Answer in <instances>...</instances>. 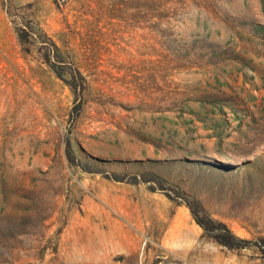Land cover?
I'll return each instance as SVG.
<instances>
[{
    "label": "rangeland",
    "instance_id": "374dc122",
    "mask_svg": "<svg viewBox=\"0 0 264 264\" xmlns=\"http://www.w3.org/2000/svg\"><path fill=\"white\" fill-rule=\"evenodd\" d=\"M260 240L264 0H0V264H264Z\"/></svg>",
    "mask_w": 264,
    "mask_h": 264
},
{
    "label": "bare ground",
    "instance_id": "6f19581e",
    "mask_svg": "<svg viewBox=\"0 0 264 264\" xmlns=\"http://www.w3.org/2000/svg\"><path fill=\"white\" fill-rule=\"evenodd\" d=\"M185 218H186L185 214L183 212L180 213V215L176 218L175 222L171 225L166 239H168L169 241H172V238H173V236L175 237V234L176 235L179 234V236H180L181 234H184V233H186V235H187V233L188 234L190 233L191 229L189 230V229L183 228L182 223L184 224V222H186Z\"/></svg>",
    "mask_w": 264,
    "mask_h": 264
},
{
    "label": "trees",
    "instance_id": "16d2710c",
    "mask_svg": "<svg viewBox=\"0 0 264 264\" xmlns=\"http://www.w3.org/2000/svg\"><path fill=\"white\" fill-rule=\"evenodd\" d=\"M224 228H225V230H226V232H227V234L228 235H231L230 234V231L225 227V226H223ZM222 238H224L225 239V237H223V236H221ZM236 240H237V244H235V247L236 248H244V247H246V243H247V241L246 240H243V239H240V238H236ZM224 241H226V243H227V240H224ZM229 243V242H228ZM257 246H258V248L262 251V253H263V255H264V240H260L258 243H257Z\"/></svg>",
    "mask_w": 264,
    "mask_h": 264
}]
</instances>
